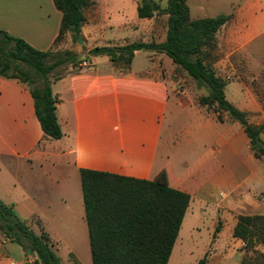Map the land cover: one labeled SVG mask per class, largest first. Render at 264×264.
I'll list each match as a JSON object with an SVG mask.
<instances>
[{
  "label": "crops",
  "instance_id": "crops-1",
  "mask_svg": "<svg viewBox=\"0 0 264 264\" xmlns=\"http://www.w3.org/2000/svg\"><path fill=\"white\" fill-rule=\"evenodd\" d=\"M91 1L80 28L81 44L87 53L95 47L165 41L168 16L140 18L138 5L143 0ZM149 1L158 3L161 9L167 7V0ZM61 20L62 13L53 0H0V30L41 51L53 45ZM231 35L235 50L240 51L254 38L263 36L264 28L255 34L246 32V41L240 31ZM70 37L69 33L67 39ZM145 52L153 60L160 57L163 61L162 56H167ZM106 57V70L96 65L88 67L87 72H69L52 83L57 120L63 132L57 140L45 138L28 86L0 76V160L6 162L0 163V172L5 166L13 186L21 190L17 199L6 204L12 206L14 214L36 233L40 228L34 220H39L62 263L60 251L66 248L73 264H92L84 202L82 212L64 216L62 207L55 208V199L65 202L71 198L70 179L80 177V169L146 180H156L165 173L170 187L191 197L185 216L192 203L200 211L209 205L216 213L224 209L220 215L223 218L231 215L228 208L237 216L253 215L242 213L251 207L247 204L250 196L241 190L252 167L243 161L240 152L246 148L250 158H255L244 128L237 122L220 123L200 108L186 142L205 151L187 157L177 155L173 150L185 149V122L181 123V140L167 136L170 125L163 124L162 117L173 102L167 76L157 70L135 71L133 60L128 69L117 68ZM177 100L180 105L182 102ZM233 158L242 160L240 164L248 171L241 181L234 176L238 160L227 164ZM245 158L249 160L247 154ZM222 187L228 192L216 195L215 190ZM233 239L230 244L217 239L207 264H241L245 251L238 247L244 242ZM0 264H36V257L0 231Z\"/></svg>",
  "mask_w": 264,
  "mask_h": 264
},
{
  "label": "trees",
  "instance_id": "trees-1",
  "mask_svg": "<svg viewBox=\"0 0 264 264\" xmlns=\"http://www.w3.org/2000/svg\"><path fill=\"white\" fill-rule=\"evenodd\" d=\"M53 1L62 13V20L59 34L49 50H38L23 39L0 30V76L28 86L45 138L57 140L63 132L57 120V98L52 92V83L69 71L44 82L41 87H31L33 76L23 63L34 64L38 75L48 71L44 60L55 46L69 33L78 42L80 28L86 21L85 9L92 5V1ZM162 14L168 16L164 42L95 47L89 55L109 56L115 67L128 69L136 51L166 54L175 66L174 73L184 72L198 86L209 90L206 96L198 98V104L207 107L220 123L228 118L239 122L249 138L254 156L264 158V144L258 138L264 123L260 127L248 123L246 113L226 99V83L211 66L210 57L217 47V34L233 15L192 19L187 0H167L165 9L149 0H143L138 5L140 18ZM80 69L75 68L74 71ZM80 178L92 264H168L190 204L188 193L170 187L165 173H161L156 180H146L80 169ZM34 221L40 228L39 233L20 220L12 206L0 201V231L34 254L36 264H63L53 250L49 234L39 220ZM233 236L245 243L246 252L264 245V215H239ZM197 264H207L206 256ZM241 264H245V260L242 259Z\"/></svg>",
  "mask_w": 264,
  "mask_h": 264
},
{
  "label": "rangeland",
  "instance_id": "rangeland-1",
  "mask_svg": "<svg viewBox=\"0 0 264 264\" xmlns=\"http://www.w3.org/2000/svg\"><path fill=\"white\" fill-rule=\"evenodd\" d=\"M187 3L192 19L216 17L220 14L233 15V18L217 34V47L211 52L210 57L212 60L211 66L216 75L226 83L224 88L226 99L239 109L243 106L244 108L241 110L246 113L248 123L260 127L264 123V35L254 38L246 47L236 51L231 34L240 31L244 34L243 40L246 41V32L255 34L264 28V0H187ZM83 47L79 41L76 42L72 37L68 39L66 37L52 49L51 55L44 60V65L49 70L41 72L39 75L34 64L23 63V67L31 72L33 76L31 87H41L44 82H50L55 76L68 71L72 74L87 72L89 70L87 68L74 71L75 68H81L80 65L84 60L89 62V68H95L96 65H99L101 70H106L107 57L104 55L89 56V53ZM163 57V61L160 57L153 60L147 52L139 51L132 62V68L135 71L157 70L167 76L173 102L163 113L162 123L170 125L169 131L166 132L167 136L181 140V123L185 122V149L180 148L173 151H176L179 156H191L193 153L205 149L201 146L197 147L193 142V144L186 142V135L192 128L191 123L198 116V109L202 108L208 116H212L207 107L198 104V98L206 96L209 90L198 86L184 72L174 73L175 66L173 67L170 58L165 55ZM75 59V62L71 61ZM177 98L182 102L180 105ZM184 105L188 107L184 108ZM226 122L230 124L237 121L228 118ZM227 126V124L223 125V127ZM258 138L264 144V127L261 128ZM240 154L243 156V161H247L248 164L250 162L252 167V173L248 175L249 178L244 182L241 190V192L250 196L248 198H251V201L247 204L251 207L243 210L242 213L264 215V158L256 159L255 157L251 159L246 148L241 150ZM246 154L249 160H246ZM236 159L229 160L227 164L235 163ZM237 160L238 168L234 176L238 181H241L248 171H246L245 166L240 164L242 160ZM0 163L6 164L2 160H0ZM223 167L225 169L227 165L225 164ZM33 170L39 172L37 167H34ZM70 181L72 186L71 198L65 202L64 200L55 199V208L60 209L62 207V215L64 216L76 215L83 211L80 177L71 178ZM215 191L218 195L221 191L227 193L228 189L222 187ZM19 194H21L19 186H13L12 176L8 173L6 167L2 166L0 172V201L8 204L10 201L17 199ZM75 194L77 195L75 196ZM224 195L222 198L225 197ZM223 210L218 209V213H216L215 209L209 205L204 211H200L197 204L192 203L189 213L183 219L168 264H197L204 256L206 258L211 256L217 239L221 238L224 244L232 243L234 241L233 225L238 216L228 208L227 210L231 212V215L228 218H223L220 216ZM48 217L53 218V216ZM217 227H219V231H216ZM238 248H243L245 251L242 258L245 260V264H264V245H258L256 250L250 249L247 252L245 243ZM66 250L65 248L60 251V256L64 261L63 264H73L71 259L68 260L69 256L68 253H65Z\"/></svg>",
  "mask_w": 264,
  "mask_h": 264
},
{
  "label": "built area",
  "instance_id": "built-area-1",
  "mask_svg": "<svg viewBox=\"0 0 264 264\" xmlns=\"http://www.w3.org/2000/svg\"><path fill=\"white\" fill-rule=\"evenodd\" d=\"M89 66L90 64L87 60H84L80 65L81 68H88Z\"/></svg>",
  "mask_w": 264,
  "mask_h": 264
},
{
  "label": "water",
  "instance_id": "water-1",
  "mask_svg": "<svg viewBox=\"0 0 264 264\" xmlns=\"http://www.w3.org/2000/svg\"><path fill=\"white\" fill-rule=\"evenodd\" d=\"M78 41L80 42V44H81V38H78Z\"/></svg>",
  "mask_w": 264,
  "mask_h": 264
}]
</instances>
